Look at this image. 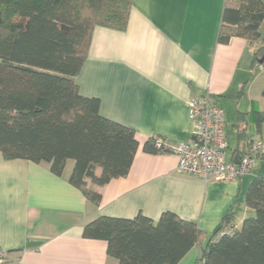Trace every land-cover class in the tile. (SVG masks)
Returning a JSON list of instances; mask_svg holds the SVG:
<instances>
[{
  "label": "crops",
  "instance_id": "0c3cea01",
  "mask_svg": "<svg viewBox=\"0 0 264 264\" xmlns=\"http://www.w3.org/2000/svg\"><path fill=\"white\" fill-rule=\"evenodd\" d=\"M224 9L225 0H133L125 30L94 28L76 76L80 92L100 99L102 116L133 128L139 148L126 176L95 187L99 205L70 183L74 160L57 175L47 162L0 151V247L8 264H118L105 240L84 236L85 225L139 213L158 221L165 211L198 224L200 242L178 263L197 264L227 216L241 226L253 212L246 192L264 175V156L237 180L206 181L179 173L176 154L144 150L151 138L172 147L190 141L196 123L187 100L205 94L225 110L228 159L264 141V121L255 119L264 111V68L255 64V43L219 41Z\"/></svg>",
  "mask_w": 264,
  "mask_h": 264
},
{
  "label": "trees",
  "instance_id": "16d2710c",
  "mask_svg": "<svg viewBox=\"0 0 264 264\" xmlns=\"http://www.w3.org/2000/svg\"><path fill=\"white\" fill-rule=\"evenodd\" d=\"M132 5L133 0H0V151L5 159L47 162L57 175L74 160L70 183L97 205L102 195L95 187L129 173L139 140L133 128L101 115L100 99L82 95L76 76L94 28L125 30ZM263 22L264 0H225L219 41L243 37L255 43V64L264 68ZM255 119L260 126L264 111ZM156 140H147L144 150L160 152ZM246 202L253 212L241 226L227 216L197 264H264V175L253 178ZM231 221L235 228L227 231ZM84 236L105 240L118 264H178L202 234L195 221L165 211L158 221L142 213L99 216L85 225Z\"/></svg>",
  "mask_w": 264,
  "mask_h": 264
},
{
  "label": "built area",
  "instance_id": "2783aa9c",
  "mask_svg": "<svg viewBox=\"0 0 264 264\" xmlns=\"http://www.w3.org/2000/svg\"><path fill=\"white\" fill-rule=\"evenodd\" d=\"M263 69L261 64L257 65ZM190 117L196 123L192 139L172 147L162 138H157L156 147L161 153H173L178 156L177 171L190 174L206 181L211 179L237 180L253 171L256 162L264 152V141H256L248 154L239 158V162L228 159V132L224 108L209 94L187 100ZM235 228L233 221L227 225V231ZM8 252L0 247V264L7 263Z\"/></svg>",
  "mask_w": 264,
  "mask_h": 264
},
{
  "label": "water",
  "instance_id": "95a60500",
  "mask_svg": "<svg viewBox=\"0 0 264 264\" xmlns=\"http://www.w3.org/2000/svg\"><path fill=\"white\" fill-rule=\"evenodd\" d=\"M263 61V59L261 60V62ZM235 162H239V157L237 156L234 160Z\"/></svg>",
  "mask_w": 264,
  "mask_h": 264
},
{
  "label": "rangeland",
  "instance_id": "374dc122",
  "mask_svg": "<svg viewBox=\"0 0 264 264\" xmlns=\"http://www.w3.org/2000/svg\"><path fill=\"white\" fill-rule=\"evenodd\" d=\"M262 31L264 32V26H263V28H262ZM70 161H71V163L73 162V160H70ZM257 163L259 164L260 161H259V162L257 161Z\"/></svg>",
  "mask_w": 264,
  "mask_h": 264
}]
</instances>
